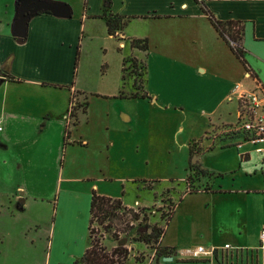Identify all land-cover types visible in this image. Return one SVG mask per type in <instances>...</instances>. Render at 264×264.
I'll use <instances>...</instances> for the list:
<instances>
[{"label":"rangeland","instance_id":"rangeland-1","mask_svg":"<svg viewBox=\"0 0 264 264\" xmlns=\"http://www.w3.org/2000/svg\"><path fill=\"white\" fill-rule=\"evenodd\" d=\"M66 3L72 6L74 15L79 14L81 18L80 14L84 12V0H70V3ZM176 22L177 20L137 18L131 19L126 29L140 38L150 35L153 40L164 34H178L179 29L174 24ZM90 23L91 21H86L85 29L82 27L78 30L77 45H79L71 74V80L85 91L89 99V107L85 114H80L76 125L70 124L66 128L65 122L69 120H65L63 114L68 115L69 102L65 90L53 87L39 88L24 81L0 85V108L5 98H11L15 101L23 99L25 102L23 107L26 109L25 115L21 118L26 119L25 122H18L21 124L20 127L9 133L11 151L8 154L0 152V227L2 229L7 226L13 231L14 238H18L23 243L29 242L34 236L39 251L44 249L45 252L48 239L52 237L53 217H56V210L58 212L60 209L67 210V216L71 217L68 225L69 233H65L62 230L64 213L60 212L61 220L59 227L57 226L60 230L59 237L62 235L63 239L66 236L74 239L76 235L84 234L85 238L88 226L85 218L87 215L89 222L90 196L92 190H95L99 194L118 197L124 204L133 205L132 209L139 210L141 217L139 221L132 222L134 227L140 223L142 226L161 227L165 230L170 209L176 203L174 222L165 236L167 239L175 238L177 231L184 238L179 229L184 210L189 208L199 212L202 209L201 196L196 192H185V189L189 188L188 184L200 185L193 177L188 183H184L190 160L188 143L192 139L201 138L198 141L199 152L195 155H201V164L211 170L213 176L218 174L215 170H219L222 178L216 180L235 185L239 180L243 186L246 184L244 179L249 178L250 181L262 185L259 163H254L253 159L248 162L240 161L234 144L254 149L256 146L264 148V142L252 144L237 139H227L223 142L217 141L215 149H224L222 156H219L220 151H204L210 145L212 134L219 133L216 127L222 125L213 124L218 113L224 116L230 111L228 119L232 120L236 106L234 100L216 104L212 98L214 79L207 75H192L187 66L191 65V61L198 60H204L205 63L208 61L212 65L216 55L221 58L222 50H217V47L212 45L204 46L196 41L180 40L178 35L175 38L169 37L165 42L171 45L175 43L173 51L162 55L161 50L166 45L159 40L158 45L151 41L146 58L145 89L151 94H157L158 97L154 95L157 100L124 102L125 106L132 105V111L135 112V126L125 125L121 128L118 122L112 123L113 118L117 120L113 111L118 105L113 104V100L92 98L89 95L93 90H102L109 81L117 80L118 66L124 56L126 58L124 78L130 85L135 76L128 60L129 55L143 61L144 52L137 48L131 49L128 39L125 40L126 47H120V41L112 40L107 36L102 24ZM221 49L226 52L224 48ZM226 53L229 55L228 52ZM106 63L111 65L109 70L105 69ZM172 85H179V88L173 90ZM41 101H50L52 108L57 111L49 122L51 126L49 132L44 136L48 143L46 146L42 144L41 139L38 140L39 129H34L30 125V123L33 125V120L31 122L29 120L39 114ZM76 101L83 102L82 98H76ZM80 111H77V118ZM0 112L2 116H6L1 109ZM108 121L109 129L105 125ZM66 129L68 136L64 138ZM84 138L87 139L88 144L79 143ZM220 143H224L223 148L219 147ZM23 144L30 148V155L23 154L18 157L16 151L22 149ZM41 154H46L45 165L50 167L45 166L44 169L39 170L36 169L37 164L34 161ZM27 158L29 163H26ZM237 164L241 166L240 169L243 166H254L255 173L250 171L244 178L240 170L229 171L236 168ZM34 169L40 172V175L33 173ZM69 174L76 175L75 181H66ZM232 177L236 179L231 181ZM69 187L74 188L76 196L62 199L63 191ZM20 192H23V195ZM15 195L26 197L25 203ZM135 200H138L140 205L135 203ZM188 202L189 207L186 205ZM143 213L146 215L145 220L141 219ZM250 213L253 218L248 230L249 236L260 221L259 210L258 214L251 211ZM120 235L126 236L130 263L149 264L148 258L154 255L155 251L140 239L135 228H132L128 234L120 233ZM110 237L111 234H108L105 238V244L109 247L115 244ZM189 240L192 241L191 238ZM180 249L182 248L176 250Z\"/></svg>","mask_w":264,"mask_h":264},{"label":"crops","instance_id":"crops-1","mask_svg":"<svg viewBox=\"0 0 264 264\" xmlns=\"http://www.w3.org/2000/svg\"><path fill=\"white\" fill-rule=\"evenodd\" d=\"M14 1L0 0V70L5 73L1 77L0 85L24 81L39 88H60L67 92L68 102L70 93L73 92L75 99L82 98V101H87L86 109L78 114L77 120L79 121L80 114H85L89 107V99H87L88 96L85 91L81 90L76 82L71 80L76 49L79 45H77L79 43L77 39L78 30L82 27L85 29L86 21H91L90 24L95 22V24H102L106 35L112 40H116L108 34L104 20L99 17L102 0H87L84 12L80 14L81 18H79V14L78 16L74 15V10L68 3L71 9L70 17H58L45 12L31 16L28 20L26 38L22 42H19L12 34V23L15 16ZM64 1L70 3V0ZM204 2L215 18L241 21L242 46L245 50L244 58L250 72L244 70L225 42L217 36L209 20L194 0H111V11L127 16L129 18L128 22L137 18L177 20L174 24L179 29L178 34H164L153 40L149 35V37H146L148 44L153 41L158 45V40L165 44L169 37L175 38L180 35V40L196 41L204 46L212 45L216 46L217 50H222L220 53L221 58L216 55L212 65L208 61L205 63L204 60H198L196 62L191 61V65H188L187 68L192 75H207L214 79L215 86L212 98L216 104L223 103L226 100L235 101L236 107L232 113L233 119H228V116L230 118V111H227V115L224 116L218 113L216 122H213V124H234L238 117L237 94L257 87L264 92V0H204ZM126 28L127 25L120 34L125 38L119 44L122 48L126 47V39L131 37L140 38L129 33ZM165 45V48L161 50L162 55L173 51L175 48V43L173 45L166 43ZM221 48H224L229 55ZM124 58L125 56L122 57L121 64L118 66L117 80L109 81L102 90H93L89 95L92 98L113 100V104L118 105V108L113 111L114 116H117V120L113 118L112 123L117 124L118 122L121 128L125 125L135 126V112L132 111V105L126 104L125 106L124 102L143 99L155 102L158 97L157 94H151L145 89L146 82L144 83V90L141 91L134 88L133 82L128 85L126 79L122 80ZM110 67L111 65L106 63L105 69L109 70ZM8 75H11L17 81L10 80L7 78ZM172 87L173 90H177L179 85H172ZM145 92L148 96L142 97L141 94ZM135 93H137L136 96L133 95ZM154 95L157 97H154ZM23 106H25L23 99L15 101L11 98H5L3 101L0 109L3 113H6V116H2L0 112L2 125L0 130V152L8 154L11 151L12 144L9 143V133L20 127L21 124L18 122H25L26 119H21L26 110ZM39 107V114L32 116L29 120L30 122L33 120V125L32 123L30 125L34 129H39L40 137L38 140L41 139L42 144L46 146L48 143L44 136L49 132L51 128L49 122H51L57 111L52 108L50 101L39 102ZM63 115L65 118V114ZM107 115L109 116L108 113ZM65 123L66 125L71 124L67 121ZM108 124L109 121L105 124L109 129ZM58 128L60 129V125ZM79 143L88 144L86 138L79 141ZM221 145H224V143ZM23 146L22 149L19 148L16 151L18 157L23 154L30 155V148L28 149L25 144ZM235 146L240 161L248 162L253 159L254 163H259L258 169L262 174V185L250 181L249 178L244 179L246 184L243 186L239 180L237 185L223 183L216 180L222 178L218 172L219 170H215L218 174L209 179L199 178L197 181L200 186L207 183L208 189L195 191L202 198V209L199 212L189 208L183 212L179 229L185 239L177 231L175 238L167 239L165 236V233L167 235L169 227L174 222L176 206V203H174L172 216L159 240L161 246L173 248L174 250L204 245L218 247V251L211 257L196 259L178 256L175 252L161 257L152 255L148 258L149 264H264V247H259L258 239L260 230L264 229V153H257L254 149L239 144H235ZM215 148L211 152L220 151L219 156H222L221 154L224 152L222 150L224 149L216 150ZM45 155L41 154L35 159L36 169H44L45 166L50 167L45 165ZM192 156H190L188 164L197 162L203 168L209 170L201 164V155H196L194 161L191 160ZM29 158H27L26 163H29ZM240 168L241 166L238 165L229 171L236 172L240 170L244 178L250 171L253 174L255 173L254 166L249 165ZM36 169L33 170V173L40 175V172ZM63 171L62 169L61 172ZM66 179V181H75L76 175L69 174ZM235 179V177H232L231 181ZM252 182H254L253 185ZM20 194L23 195V192H20ZM62 194V199H71V197L76 196L74 188L71 189L70 187L64 190ZM32 195L36 196L35 193H32ZM16 196L19 197V195ZM18 199L22 203L26 201V197H19ZM135 203L140 205L138 200H135ZM59 204L60 201L57 205L59 206ZM186 205L189 207V202ZM126 206L134 207L133 205ZM249 210L255 214H258V210L260 211V221L253 232L250 230L251 236H249L248 230L253 215ZM60 212L64 213L62 230L69 233L70 227L68 225L71 216H67V210L61 211L59 209L58 212L56 210V217H53L51 224L52 237L48 239L45 252L44 249L39 251L34 236L29 242L23 243L18 238H14L15 235L12 234L13 231L10 228L8 229L6 226L2 229L0 227V264H41V261L43 264H74L75 259L80 257L88 246V230L85 238L84 234L76 235L74 239L68 238V236L63 239L62 235L59 237ZM74 217L73 215V219ZM85 220H87V225V215ZM190 238L192 241L189 240ZM224 244H228L230 248H222ZM165 257H171V259H165Z\"/></svg>","mask_w":264,"mask_h":264},{"label":"trees","instance_id":"trees-1","mask_svg":"<svg viewBox=\"0 0 264 264\" xmlns=\"http://www.w3.org/2000/svg\"><path fill=\"white\" fill-rule=\"evenodd\" d=\"M87 0H84V6H86ZM198 4L201 12L206 16L215 30L217 36L221 38L227 45L230 52L234 57L239 61L245 71H249L247 63L244 58V48L242 46V23L238 20H219L211 13V11L206 7L204 0H194ZM21 0H15V16L19 12V7ZM40 12L50 13L49 11L42 10L39 12H34L31 15H35ZM106 25V29L109 35L115 38L118 41H122L125 38L120 34L124 30L129 18L125 15L114 13L111 11V0H102L101 13L99 14ZM158 17V16H157ZM131 49H139L144 52V60L139 61L136 57L129 55L128 59L135 76L133 80V86L136 90H144V83L146 81L147 74V52L149 49L148 40L146 37L136 38L131 37L128 39ZM78 55V50H77ZM77 59V57H76ZM126 58L123 60L122 66V80L124 78V63ZM76 63V62H75ZM7 78L10 80L17 79L13 78L11 75H8ZM134 96L137 93L133 94ZM131 95V96H133ZM142 97H146L145 93L141 94ZM75 94L70 93L69 98V108L67 112L69 113V121L71 124H77V111H84L87 107V101L81 103L77 102L74 98ZM74 102V105L71 103ZM69 126L68 124L66 125ZM221 127H216L219 130V133H213L210 141V145L206 147L204 151H211L214 147L217 146L218 142H223L225 140H246L247 132L241 130L238 126V121L234 124H222ZM215 132V131H214ZM206 133V131L204 132ZM68 136L66 129L65 136ZM199 139H192L188 143V151L190 156L195 155L199 151L198 141ZM235 145V144H234ZM223 147V145H219ZM213 176L212 171L203 168L199 163H189L188 164V173L184 178V183H188L193 177L196 181L199 178H207ZM206 184L202 186L197 185L193 186L188 184L189 188L185 189V192H195L197 190H207L208 187ZM202 188V189H199ZM174 210V205L170 209L166 224L170 220ZM90 216L88 222V246L83 252V254L75 259L74 264H132L130 263V252L127 247L126 236H121L120 233L128 234L132 228H135L137 235L145 243L152 247L155 251V257L168 256L173 248L163 247L159 244V240L163 234L164 228L159 227H148L146 225H141L138 223L134 227L133 221H139L141 217V212L139 210H134L131 207L124 205L120 198L111 197L104 194H99L95 190H92L90 196ZM143 220L146 219L145 213L142 214ZM165 227V226H164ZM111 234V239L115 241V244L111 247L105 244V238L107 235ZM142 262V261H139Z\"/></svg>","mask_w":264,"mask_h":264},{"label":"built area","instance_id":"built-area-1","mask_svg":"<svg viewBox=\"0 0 264 264\" xmlns=\"http://www.w3.org/2000/svg\"><path fill=\"white\" fill-rule=\"evenodd\" d=\"M238 102V126L241 130L247 132L246 140L242 142H264V92L261 88L257 87L253 90L240 92L237 94ZM74 105V102L71 103ZM69 120V113L65 116ZM2 129L0 117V130ZM257 153H264V148L260 146L254 147ZM259 247H264V229H261L258 234ZM224 249L230 248L228 244H224ZM218 247L195 245L192 247H185L180 250H173L175 254L182 257L196 259L200 257H211Z\"/></svg>","mask_w":264,"mask_h":264},{"label":"water","instance_id":"water-1","mask_svg":"<svg viewBox=\"0 0 264 264\" xmlns=\"http://www.w3.org/2000/svg\"><path fill=\"white\" fill-rule=\"evenodd\" d=\"M31 1L35 4L32 10H30V7L33 6L30 3ZM42 10L49 11L58 17H70L71 15L70 6L64 2L52 0H21L19 12L12 23V34L19 42L24 41L26 38L28 20L32 16L31 14ZM4 75L5 73L0 70V80ZM196 157V155H193L191 160L194 161ZM165 259H171V257H165Z\"/></svg>","mask_w":264,"mask_h":264},{"label":"flooded vegetation","instance_id":"flooded-vegetation-1","mask_svg":"<svg viewBox=\"0 0 264 264\" xmlns=\"http://www.w3.org/2000/svg\"><path fill=\"white\" fill-rule=\"evenodd\" d=\"M30 3L33 4V6L30 7V10H32L35 7V4L33 1H31Z\"/></svg>","mask_w":264,"mask_h":264}]
</instances>
